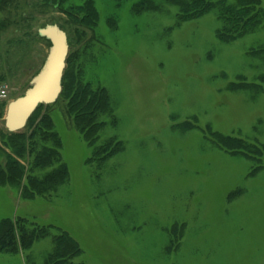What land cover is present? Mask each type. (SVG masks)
Instances as JSON below:
<instances>
[{
    "label": "rangeland",
    "instance_id": "374dc122",
    "mask_svg": "<svg viewBox=\"0 0 264 264\" xmlns=\"http://www.w3.org/2000/svg\"><path fill=\"white\" fill-rule=\"evenodd\" d=\"M87 1L0 4V165L7 106L30 88L50 48L40 29L67 34L65 82L103 90L111 105L90 145L62 91L42 114L61 140L68 180L33 200L0 186V220L67 232L81 249L74 264H264V25L224 42L217 11L182 21L170 4L139 11L144 0H91V29L72 10ZM218 135L248 145L249 156L223 150ZM107 143L116 152L96 154ZM58 235L0 254V264H46Z\"/></svg>",
    "mask_w": 264,
    "mask_h": 264
},
{
    "label": "trees",
    "instance_id": "16d2710c",
    "mask_svg": "<svg viewBox=\"0 0 264 264\" xmlns=\"http://www.w3.org/2000/svg\"><path fill=\"white\" fill-rule=\"evenodd\" d=\"M50 5L63 6L66 0H47ZM119 4L130 0H111ZM144 0L135 9L139 11L158 10L163 4L179 7L182 21L197 19L211 11L219 13L221 41L232 42L246 33L264 25V10L261 0ZM9 0H0V4H7ZM72 10L83 24H96L97 11L94 2L88 0L80 6H73ZM92 24V25H91ZM48 42V41H47ZM49 43V42H48ZM50 44V43H49ZM63 78V93L70 98L68 102L69 115L76 121L77 131L83 136L85 142L93 145L94 134L104 126L98 118L105 111L110 112L111 105L108 96L103 90H92L90 84H85L74 78L73 82H65ZM261 81L264 83V79ZM62 93V94H63ZM52 107L40 106L30 119L25 131L15 134L2 133V142L9 153L5 151L6 163L0 165V186L9 185L21 187V196L24 200H33L44 197L47 193L55 191L64 184L69 177L67 165L60 164L61 140L53 131V122L50 115L42 112ZM218 145L230 154L248 157L249 146L245 143L217 136ZM50 144H47V143ZM0 150L2 148L0 147ZM117 147L111 143L105 144L96 154L105 153L106 156L116 152ZM260 153H255L260 156ZM31 159L29 168L23 164ZM58 164V166H57ZM57 166V167H55ZM52 169V170H51ZM35 170H51L42 178L33 175ZM55 230V250L48 257L46 264H74L80 256L79 244L67 232L54 226H39L26 218H4L0 220V254L17 253L26 250Z\"/></svg>",
    "mask_w": 264,
    "mask_h": 264
},
{
    "label": "water",
    "instance_id": "95a60500",
    "mask_svg": "<svg viewBox=\"0 0 264 264\" xmlns=\"http://www.w3.org/2000/svg\"><path fill=\"white\" fill-rule=\"evenodd\" d=\"M50 48L40 72L32 79L25 94L8 104L4 126L8 133L24 131L40 106L54 105L63 91V78L67 68L69 45L67 34L57 25L38 31Z\"/></svg>",
    "mask_w": 264,
    "mask_h": 264
},
{
    "label": "built area",
    "instance_id": "2783aa9c",
    "mask_svg": "<svg viewBox=\"0 0 264 264\" xmlns=\"http://www.w3.org/2000/svg\"><path fill=\"white\" fill-rule=\"evenodd\" d=\"M0 97H1V99H6V92L1 91Z\"/></svg>",
    "mask_w": 264,
    "mask_h": 264
}]
</instances>
